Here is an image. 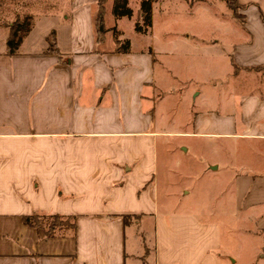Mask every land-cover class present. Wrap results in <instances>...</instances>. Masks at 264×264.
Here are the masks:
<instances>
[{
	"label": "crops",
	"instance_id": "crops-1",
	"mask_svg": "<svg viewBox=\"0 0 264 264\" xmlns=\"http://www.w3.org/2000/svg\"><path fill=\"white\" fill-rule=\"evenodd\" d=\"M96 1H73L64 48L57 32L52 48L45 40L11 54V29L1 42L0 264H247L225 248L219 223L161 199L157 178L160 148L171 151L172 137L264 140V0H239L243 20L232 11L222 33L231 40L227 93L236 113L219 123L204 109L192 131L156 119L164 94L153 43L128 38L130 50L118 52L116 40L98 41ZM238 84L254 87L239 92ZM245 195L239 187L242 205ZM54 216L65 222L49 231ZM256 253L264 257V249Z\"/></svg>",
	"mask_w": 264,
	"mask_h": 264
},
{
	"label": "rangeland",
	"instance_id": "rangeland-1",
	"mask_svg": "<svg viewBox=\"0 0 264 264\" xmlns=\"http://www.w3.org/2000/svg\"><path fill=\"white\" fill-rule=\"evenodd\" d=\"M73 1L0 0V47L11 25L21 21L31 26L27 34L20 32L28 37L26 42L22 40V47L37 48L46 40L51 48L57 32L64 48L69 41V17L75 10ZM99 2L93 7L89 3L96 15ZM141 2L129 0L132 17L116 18L114 0L105 1L104 45L108 47L118 37L130 38L137 47L153 43L157 48L159 93L164 99L156 107V119L164 121V126H185L192 131L199 129L196 123L204 109L212 111L213 120L219 123L235 114L237 100L227 93L232 89L228 87L233 71L231 40L222 35L232 10L225 1L210 0L190 9L187 0H152V26L139 34L136 23H142ZM186 34L193 39L188 41ZM219 38L221 43L215 42ZM252 87L238 84L235 88L241 92ZM196 89L201 94L194 96ZM244 128L239 122L237 131ZM170 141L173 149L168 151L164 144L159 152L160 198L176 199L181 207L193 208L201 217L219 223L226 249L242 257L244 263L264 264V257L256 253L264 249V231L259 230L264 228V140L244 135H195ZM181 144L190 147L189 151L175 148ZM210 163L218 164L219 169L211 170ZM260 178L261 186L255 181ZM239 187L246 192L243 205L237 199Z\"/></svg>",
	"mask_w": 264,
	"mask_h": 264
},
{
	"label": "trees",
	"instance_id": "trees-1",
	"mask_svg": "<svg viewBox=\"0 0 264 264\" xmlns=\"http://www.w3.org/2000/svg\"><path fill=\"white\" fill-rule=\"evenodd\" d=\"M106 0H100V8L96 15V32L98 35V41L103 42L105 40V34L107 31L105 20H104V4ZM189 2L195 1H205V0H187ZM226 4L233 11V15L239 19L243 20V15L241 10L244 6L240 3L239 0H224ZM141 13H142V23H136V30L141 33H147L150 27L152 26V0H142L141 2ZM113 14L116 18L122 17H132L133 10L129 6V0H114ZM31 29L29 23H24L17 21L11 25V32L8 38L7 44L9 48V53H14L20 46L24 35L20 34L21 31L25 30L26 34ZM54 44V39L52 40ZM118 52H127L131 48V41L129 39L122 40L121 38H116ZM52 48V47H51ZM258 69H264V66L258 67ZM26 223L39 225L40 217L39 216H28L25 218ZM65 221L60 218V216H54L51 223L49 224V231H52L57 225L64 223Z\"/></svg>",
	"mask_w": 264,
	"mask_h": 264
}]
</instances>
